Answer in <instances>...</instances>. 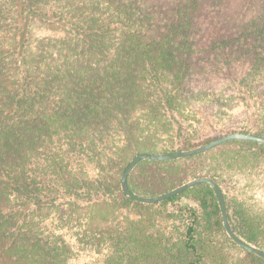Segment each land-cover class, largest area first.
I'll use <instances>...</instances> for the list:
<instances>
[{
    "label": "trees",
    "instance_id": "1",
    "mask_svg": "<svg viewBox=\"0 0 264 264\" xmlns=\"http://www.w3.org/2000/svg\"><path fill=\"white\" fill-rule=\"evenodd\" d=\"M232 132L264 136V0H0V264H264L209 184L121 189L137 153ZM196 177L264 249V144L142 160L128 183Z\"/></svg>",
    "mask_w": 264,
    "mask_h": 264
},
{
    "label": "water",
    "instance_id": "2",
    "mask_svg": "<svg viewBox=\"0 0 264 264\" xmlns=\"http://www.w3.org/2000/svg\"><path fill=\"white\" fill-rule=\"evenodd\" d=\"M231 140H246V141H254L258 142L260 144H264V136H260L254 133H247V132H232L228 134L220 135L210 141H207L204 144H201L200 146L187 149V150H178L174 152H168V153H148V152H141L137 153L129 162V164L124 169L122 175H121V189L123 193L129 197L132 198L134 201L145 203V204H154L161 201L168 200L169 198H172L173 196L179 195L183 193L184 191L193 188L199 184H209L213 190L215 191V194L218 198L219 206L221 209V214L223 218V225L226 230L227 235L235 242L238 246L246 249L247 251L256 254L257 256L264 259V249L259 248L253 244H250L249 242L242 239L240 236L236 234L234 229L232 228V225L229 220L228 216V210L224 190L220 186V184L210 178V177H196L193 178L178 187L169 190L167 192L157 194L154 196H141L136 193H134L128 183V177L131 174V172L134 170V168L137 166V164L142 160H171V159H177V158H184V157H190L195 156L198 154H202L210 149H213L225 142L231 141Z\"/></svg>",
    "mask_w": 264,
    "mask_h": 264
},
{
    "label": "rangeland",
    "instance_id": "3",
    "mask_svg": "<svg viewBox=\"0 0 264 264\" xmlns=\"http://www.w3.org/2000/svg\"><path fill=\"white\" fill-rule=\"evenodd\" d=\"M46 33H47V31L45 30V28L43 26L39 27V23H36L34 25V38L35 39H38V38L42 37Z\"/></svg>",
    "mask_w": 264,
    "mask_h": 264
}]
</instances>
